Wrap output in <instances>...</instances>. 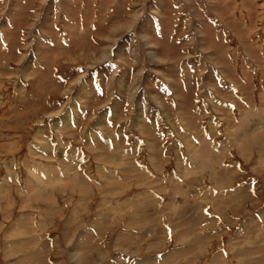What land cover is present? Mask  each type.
Masks as SVG:
<instances>
[{"label": "rangeland", "instance_id": "obj_1", "mask_svg": "<svg viewBox=\"0 0 264 264\" xmlns=\"http://www.w3.org/2000/svg\"><path fill=\"white\" fill-rule=\"evenodd\" d=\"M0 264H264V0H0Z\"/></svg>", "mask_w": 264, "mask_h": 264}]
</instances>
